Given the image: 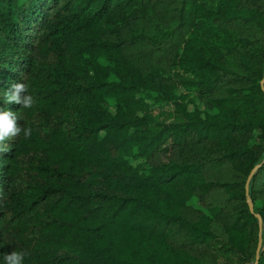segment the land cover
Masks as SVG:
<instances>
[{
  "label": "trees",
  "instance_id": "trees-1",
  "mask_svg": "<svg viewBox=\"0 0 264 264\" xmlns=\"http://www.w3.org/2000/svg\"><path fill=\"white\" fill-rule=\"evenodd\" d=\"M36 54L37 103H6ZM263 79L264 0H0V110L31 129L0 152V223L34 230L24 264H264Z\"/></svg>",
  "mask_w": 264,
  "mask_h": 264
},
{
  "label": "rangeland",
  "instance_id": "rangeland-1",
  "mask_svg": "<svg viewBox=\"0 0 264 264\" xmlns=\"http://www.w3.org/2000/svg\"><path fill=\"white\" fill-rule=\"evenodd\" d=\"M211 1V0H210ZM54 63V58L49 56H42L36 54L34 58V66L30 69V71L22 76V81L28 86V94L33 95V97L37 96L41 90V85L45 80L47 74L50 71L51 66ZM19 78V77H18ZM40 95V94H39ZM35 99V98H34ZM200 108H202V104H198ZM16 116H18V112H14ZM22 119H26V116H21ZM70 118H73L70 116ZM32 124L36 127L37 130L43 131L46 130L53 125L55 119H51V124L49 126L46 123V117L43 115H35L31 118ZM55 123H61L65 127H68L67 124L63 122L62 119H59ZM18 166V174L14 180L15 188H23L25 185L33 183V178L31 175L29 176L26 168H27V157L19 156L16 162ZM193 205H196V201H191ZM35 237L34 230H30L28 232H24V234L13 233L12 226L7 223L4 225L0 223V254L11 253L12 251H21L25 247L31 246V243ZM0 264H3V258L0 256Z\"/></svg>",
  "mask_w": 264,
  "mask_h": 264
},
{
  "label": "clouds",
  "instance_id": "clouds-1",
  "mask_svg": "<svg viewBox=\"0 0 264 264\" xmlns=\"http://www.w3.org/2000/svg\"><path fill=\"white\" fill-rule=\"evenodd\" d=\"M2 98L6 103L21 105L22 109H32L37 103L33 95L28 94V86L21 82L13 83L8 91L2 92ZM17 120L13 112L0 110V152H7L10 147L5 142L18 137L21 132L25 138L30 137L31 129L19 126ZM28 255L26 250L0 254L3 264H24L25 257Z\"/></svg>",
  "mask_w": 264,
  "mask_h": 264
},
{
  "label": "water",
  "instance_id": "water-1",
  "mask_svg": "<svg viewBox=\"0 0 264 264\" xmlns=\"http://www.w3.org/2000/svg\"><path fill=\"white\" fill-rule=\"evenodd\" d=\"M263 85H264V79L261 81V86H263ZM250 178H251V175H250V177L247 180L246 192L248 191V184H249ZM250 209L252 210V207L251 206H250ZM259 228H260V231H261V224L259 225ZM260 247H261V238L259 239V243H258V247H257L256 261L258 260V253H259Z\"/></svg>",
  "mask_w": 264,
  "mask_h": 264
}]
</instances>
